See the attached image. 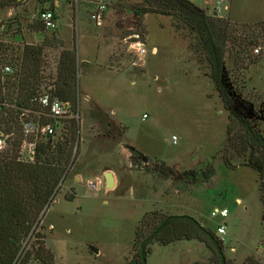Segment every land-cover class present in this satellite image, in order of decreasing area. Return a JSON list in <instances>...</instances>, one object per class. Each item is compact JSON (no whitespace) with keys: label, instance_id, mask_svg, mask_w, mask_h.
<instances>
[{"label":"rangeland","instance_id":"1","mask_svg":"<svg viewBox=\"0 0 264 264\" xmlns=\"http://www.w3.org/2000/svg\"><path fill=\"white\" fill-rule=\"evenodd\" d=\"M20 1L0 8L3 63L19 70L22 48L53 36L64 49L74 50L77 61L78 140H71L55 196L32 228L51 251L53 264H126L135 228L151 213L190 216L212 234L222 226L225 234L219 240L230 264H264V208L257 175L228 147L226 128L234 120L202 56L189 48L186 32L176 30L171 17L151 12L150 6L135 25L127 10L141 0H114L100 26L89 19L83 4ZM48 1L57 6L45 7ZM202 4L194 2L211 16ZM50 7L56 29H30L38 12ZM223 20L235 37L227 43L223 65L234 96L232 109L264 137V0H231ZM135 33L146 49L139 67H132L127 50L128 38ZM46 53L48 72L58 51ZM49 86L40 84L37 90ZM129 147L147 161L138 159L131 166ZM160 162L196 173L210 162L214 173L208 181H172L155 173ZM105 168L116 174L114 189L106 190L102 180L98 191H88L85 181L103 176ZM223 209L225 217L212 215ZM34 241L28 236L23 252ZM146 264L217 261L211 246L179 240L163 246L153 243Z\"/></svg>","mask_w":264,"mask_h":264},{"label":"trees","instance_id":"2","mask_svg":"<svg viewBox=\"0 0 264 264\" xmlns=\"http://www.w3.org/2000/svg\"><path fill=\"white\" fill-rule=\"evenodd\" d=\"M141 1L140 5L127 10L136 20L135 25L138 26L137 22L149 12L145 6H150L151 12L171 17L174 28L184 30L189 36V48L202 56L215 90L234 120L226 128L228 147L242 159L243 166L256 173L264 208V137L232 109L234 96L223 71L227 43L235 42L231 26L225 20L208 16L205 11L186 0ZM20 2L0 0V8L18 5ZM29 28L36 32L45 31L39 21L30 24ZM47 50L58 51L54 66L48 72ZM0 54H3V50H0ZM20 61L18 96L24 99L34 93L40 84H48L54 96L69 101L74 112L78 113L77 61L74 50L64 49L62 41L55 36L50 39L44 37L38 45L24 46ZM78 125V121H71L68 138L58 142L53 149L49 143L39 147L38 160L34 164L21 165L0 158V264H53L51 251L45 248L38 233L33 234L32 228L55 196L64 164L69 157L67 148L71 140H78ZM141 158L138 151L129 147L131 166H135V161ZM223 160L228 167H232L225 156ZM154 170L160 178L187 183L208 181L214 173L210 162L197 173L192 170L179 172L163 162L156 163ZM32 235L34 243L30 250L23 252V241ZM179 240H197L209 245L214 251L217 264H230L223 255L221 240L195 219L187 215L158 213L145 215L139 221L134 231L132 255L126 264H146L153 243L163 246ZM249 264L255 263L251 261Z\"/></svg>","mask_w":264,"mask_h":264},{"label":"built area","instance_id":"3","mask_svg":"<svg viewBox=\"0 0 264 264\" xmlns=\"http://www.w3.org/2000/svg\"><path fill=\"white\" fill-rule=\"evenodd\" d=\"M75 5L83 4L88 10L89 19L100 26L104 22L107 10L114 4V0H69ZM190 3L200 1V6L210 12L215 19H226L230 10L231 0H186ZM37 21L45 31L56 29L55 13L43 9L37 14ZM127 42V50L133 56L132 67L142 66L146 49L139 40L137 33L131 35ZM259 47L254 53L259 52ZM3 63L0 59V158L13 161L21 165H31L38 160V149L49 143L53 149L58 142L67 138L69 124L74 121V112L69 101L54 96L50 88L37 90L26 98L18 96V76L20 71L10 63ZM172 140H175L173 137ZM103 177L86 180L88 191L95 192L103 185ZM106 192V190L104 189ZM225 217L227 211H214L212 215ZM224 228L218 226L215 236L222 239Z\"/></svg>","mask_w":264,"mask_h":264},{"label":"water","instance_id":"4","mask_svg":"<svg viewBox=\"0 0 264 264\" xmlns=\"http://www.w3.org/2000/svg\"><path fill=\"white\" fill-rule=\"evenodd\" d=\"M142 162H146L147 159L142 156L141 158ZM103 181H104V188L106 190H112L115 187V181H114V176L110 170H107L103 173ZM38 223V222H37ZM94 254L97 253L96 250H92Z\"/></svg>","mask_w":264,"mask_h":264},{"label":"crops","instance_id":"5","mask_svg":"<svg viewBox=\"0 0 264 264\" xmlns=\"http://www.w3.org/2000/svg\"><path fill=\"white\" fill-rule=\"evenodd\" d=\"M49 2V1H48ZM51 5H53V6H57V2L56 1H52V3L51 2H49V4L48 5H46L45 7H48V6H51ZM156 50V48L155 47H153L152 49H151V52H153V51H155ZM79 116V115H78ZM78 122H79V119H78ZM106 170H110L111 172H112V174H113V176H114V181H115V186H116V174H115V172H114V170H112L111 168H105L103 171H102V174L106 171ZM78 178H80V176L79 175H75L74 176V179L77 181L78 180ZM98 253V252H97Z\"/></svg>","mask_w":264,"mask_h":264}]
</instances>
